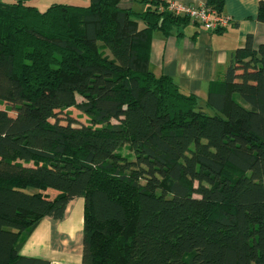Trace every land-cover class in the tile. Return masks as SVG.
Wrapping results in <instances>:
<instances>
[{
	"label": "trees",
	"instance_id": "obj_1",
	"mask_svg": "<svg viewBox=\"0 0 264 264\" xmlns=\"http://www.w3.org/2000/svg\"><path fill=\"white\" fill-rule=\"evenodd\" d=\"M29 1H0V264H48L18 251L76 198L82 264H264V43L200 104L150 70L152 34L191 20L166 3Z\"/></svg>",
	"mask_w": 264,
	"mask_h": 264
},
{
	"label": "crops",
	"instance_id": "obj_2",
	"mask_svg": "<svg viewBox=\"0 0 264 264\" xmlns=\"http://www.w3.org/2000/svg\"><path fill=\"white\" fill-rule=\"evenodd\" d=\"M142 0H122L120 7L143 12ZM164 3L203 5L207 0H160ZM261 0H222L220 13L230 18L219 32L204 31L190 20L170 35L154 32L149 67L156 76L165 75L185 94L207 98L210 85L218 81L234 52L253 37L254 47L264 43V24L257 21ZM143 28V24H139ZM84 200L76 198L66 207L64 217L43 218L22 243L18 255L48 264H82Z\"/></svg>",
	"mask_w": 264,
	"mask_h": 264
},
{
	"label": "built area",
	"instance_id": "obj_3",
	"mask_svg": "<svg viewBox=\"0 0 264 264\" xmlns=\"http://www.w3.org/2000/svg\"><path fill=\"white\" fill-rule=\"evenodd\" d=\"M168 11L176 16L188 17L196 22L204 31L219 32L230 23V18L214 9L206 8L205 4L167 3Z\"/></svg>",
	"mask_w": 264,
	"mask_h": 264
},
{
	"label": "rangeland",
	"instance_id": "obj_4",
	"mask_svg": "<svg viewBox=\"0 0 264 264\" xmlns=\"http://www.w3.org/2000/svg\"><path fill=\"white\" fill-rule=\"evenodd\" d=\"M1 2L4 3H12L14 0H0ZM89 0H30L28 2L29 5L34 6L37 8L39 11H44L46 10L49 6L53 4H62V5H80V6H86L89 4ZM151 70V69H150ZM152 71V70H151ZM77 101H81L80 97H77ZM200 104H202V101H200ZM207 114L212 115L213 112L210 110L205 109L204 110ZM69 114L73 119L77 120L78 123L82 124H87L88 123V118L81 114L75 107H71L65 110L62 114L59 115L60 120L64 122V116L65 114ZM129 151L125 148L122 149V154L127 155Z\"/></svg>",
	"mask_w": 264,
	"mask_h": 264
}]
</instances>
